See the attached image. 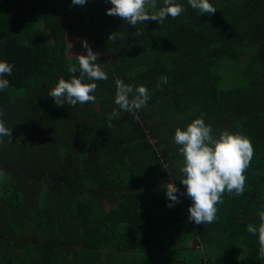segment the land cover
Instances as JSON below:
<instances>
[{
	"label": "trees",
	"instance_id": "16d2710c",
	"mask_svg": "<svg viewBox=\"0 0 264 264\" xmlns=\"http://www.w3.org/2000/svg\"><path fill=\"white\" fill-rule=\"evenodd\" d=\"M173 2L177 18L133 27L106 13L110 0H0V61L14 66L0 90L12 129L0 136V264H264L247 231L264 222V0H209L210 15ZM82 42L108 79L85 81L95 102L57 106L48 92L79 75L68 66ZM117 80L145 86L146 106L121 110ZM201 117L216 137L247 136L254 155L243 193L197 225L174 133Z\"/></svg>",
	"mask_w": 264,
	"mask_h": 264
},
{
	"label": "clouds",
	"instance_id": "9594fccd",
	"mask_svg": "<svg viewBox=\"0 0 264 264\" xmlns=\"http://www.w3.org/2000/svg\"><path fill=\"white\" fill-rule=\"evenodd\" d=\"M192 9L198 10V14H214L217 9L209 3V0H187ZM74 5H84L86 0H72ZM112 7L106 10L110 16L120 17L129 25L136 26L138 23L155 21L162 23L165 18L173 19L180 16L184 7L176 4L173 0H164L163 7L157 9L156 0H110ZM148 5L152 11L146 9ZM140 35V32L136 33ZM115 33L110 34L109 39L115 40ZM47 43V42H46ZM86 55H77L78 68L75 65L68 66V72L72 75L70 80L59 79L56 86L48 92L57 106H70L95 102L94 93L97 84L85 81L107 80L108 74L97 63L98 54L94 53L87 42H82ZM13 65L0 61V90L9 86L5 75H11ZM162 83H167V77H160ZM160 85H157L159 87ZM149 91L145 86L125 84L122 80L116 81L115 104L125 112L133 113L146 106L149 100ZM120 113L113 110L109 116L110 121L119 117ZM2 116V113H0ZM12 129L5 126L0 119V136L7 137L11 141ZM174 141L179 145V154L183 157V166L180 168L183 178L181 184L186 188L184 195L192 201L188 208V218L193 223H212L216 219V205L221 201L225 192H235L240 195L244 191L246 177L244 175L254 155V148L247 136L230 131H222L218 137L213 135V129L204 122V119H194L185 130L177 128L174 133ZM179 189L175 183H169L166 188V196L169 201L179 203L176 193ZM169 207L173 204H169ZM264 221V214H261ZM247 231L252 234L258 233L261 245L260 255L264 257V222L257 229L254 225H248Z\"/></svg>",
	"mask_w": 264,
	"mask_h": 264
},
{
	"label": "rangeland",
	"instance_id": "374dc122",
	"mask_svg": "<svg viewBox=\"0 0 264 264\" xmlns=\"http://www.w3.org/2000/svg\"><path fill=\"white\" fill-rule=\"evenodd\" d=\"M79 42H81L80 40H78ZM89 47L92 49V45H89ZM71 49H72V51H77V50H79V49H85L83 46H82V43H80V45H78V43L77 44H73L72 46H71ZM108 203L106 204V207L108 208Z\"/></svg>",
	"mask_w": 264,
	"mask_h": 264
},
{
	"label": "crops",
	"instance_id": "0c3cea01",
	"mask_svg": "<svg viewBox=\"0 0 264 264\" xmlns=\"http://www.w3.org/2000/svg\"><path fill=\"white\" fill-rule=\"evenodd\" d=\"M109 205V204H108Z\"/></svg>",
	"mask_w": 264,
	"mask_h": 264
}]
</instances>
